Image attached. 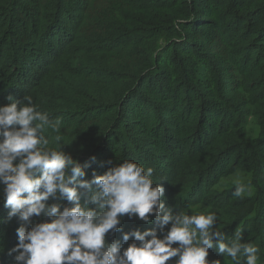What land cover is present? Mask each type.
Here are the masks:
<instances>
[{"label":"trees","instance_id":"1","mask_svg":"<svg viewBox=\"0 0 264 264\" xmlns=\"http://www.w3.org/2000/svg\"><path fill=\"white\" fill-rule=\"evenodd\" d=\"M223 260L264 264V0H0V264Z\"/></svg>","mask_w":264,"mask_h":264},{"label":"rangeland","instance_id":"2","mask_svg":"<svg viewBox=\"0 0 264 264\" xmlns=\"http://www.w3.org/2000/svg\"><path fill=\"white\" fill-rule=\"evenodd\" d=\"M243 134L248 141H253L261 133V126L254 116H250L242 127ZM221 192L233 190L243 196H252L259 190L258 181L252 171L237 170L230 176L221 179L215 186ZM193 209L203 217L210 218L212 210L205 206H194ZM221 264H233L230 260H223Z\"/></svg>","mask_w":264,"mask_h":264}]
</instances>
